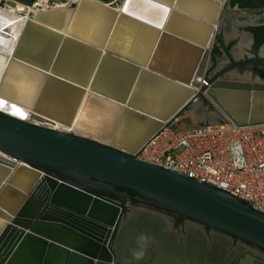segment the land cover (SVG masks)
Segmentation results:
<instances>
[{
    "label": "water",
    "instance_id": "water-1",
    "mask_svg": "<svg viewBox=\"0 0 264 264\" xmlns=\"http://www.w3.org/2000/svg\"><path fill=\"white\" fill-rule=\"evenodd\" d=\"M223 2L124 0L117 12L79 0L30 19L0 7L1 100L101 141L0 113V264H132L117 249L131 214L85 187L134 191L264 250L263 214L134 154L201 98L210 124L264 125V83L204 81ZM237 249L229 242L199 260L233 264Z\"/></svg>",
    "mask_w": 264,
    "mask_h": 264
},
{
    "label": "flooded vegetation",
    "instance_id": "flooded-vegetation-1",
    "mask_svg": "<svg viewBox=\"0 0 264 264\" xmlns=\"http://www.w3.org/2000/svg\"><path fill=\"white\" fill-rule=\"evenodd\" d=\"M219 80L264 83V0H224L204 78L207 84ZM85 188L98 196L120 203L125 208V213L132 216L127 224L128 228L135 226L138 220L142 221L143 229L144 226L148 227L147 233L155 234L163 245L174 247L176 251L180 249L177 252L199 245L203 250L198 251L201 255L206 250L218 247V244L213 243L215 239L232 241L228 233L196 219L140 203L135 200L137 194L130 190L114 186L116 191L128 193L129 196L126 197L111 191ZM194 233L198 234V239L194 238L192 241L196 243L191 244L190 236ZM231 243L236 245L235 241Z\"/></svg>",
    "mask_w": 264,
    "mask_h": 264
},
{
    "label": "built area",
    "instance_id": "built-area-1",
    "mask_svg": "<svg viewBox=\"0 0 264 264\" xmlns=\"http://www.w3.org/2000/svg\"><path fill=\"white\" fill-rule=\"evenodd\" d=\"M37 1L24 4L26 12ZM50 1L48 6L54 5ZM7 3L1 0L2 5ZM135 157L220 190L264 215V125L239 127L224 122L183 132L168 125Z\"/></svg>",
    "mask_w": 264,
    "mask_h": 264
},
{
    "label": "bare ground",
    "instance_id": "bare-ground-1",
    "mask_svg": "<svg viewBox=\"0 0 264 264\" xmlns=\"http://www.w3.org/2000/svg\"><path fill=\"white\" fill-rule=\"evenodd\" d=\"M7 1H8L7 4L2 5L1 0H0V7L4 8V10L11 12L13 14H18V15L24 17L25 19H30V18H32L34 13L37 11L59 10V9L68 8L71 6V4L76 5L79 0H66L65 2H61L58 4L51 5V6H48V0H38L37 6L31 7L28 10L29 12H32V14H29V12H26V8H25L24 4L19 3V2H15V1H9V0H7ZM93 1H96V0H93ZM116 1H118V0H116ZM96 2H99V1H96ZM123 2H124V0L121 1V4L118 8H113L111 5L103 4L101 2H99V3L107 6L108 8H112L113 10L118 12L120 10ZM23 11L25 12L24 15H22V13H21ZM193 90L195 92H199L198 88L193 89ZM233 100H236V99H233ZM235 105H237V103L234 105H232L230 103V106H232V108H234ZM233 112H236V111H233ZM0 113L8 115L10 117H13L14 119H17L19 121L31 123L34 125L43 126V127L50 128V129H55V130L57 129L61 133L75 134L76 136L81 137V138H87V139H92V140H96V141L101 142L100 140H97L96 138H93L92 136H89L86 133H83V132H80L79 130L74 129L72 124L65 125V124H61L59 122L47 123L45 120L40 119L39 116L34 115L33 112L31 110H29L28 108L18 106L14 103H8L5 100H1V98H0ZM237 116H239V115H237ZM177 122H179L177 119H173L172 121H170L169 125L171 124L172 126H175V124ZM192 127H194V125H192ZM179 130L181 132L187 131L184 127L183 128L181 127V129H179ZM141 149L139 148V150L136 152V154ZM0 156H2V153H0ZM11 199H14V197H11ZM138 224H140V225H138ZM142 224H143V222L138 220L137 223L135 224V226L133 225L132 227L128 228L126 225L124 227V231L121 235L119 243L117 244V249H118V254H119L120 259L125 260L129 263H132V264H201V260H199V258H200L199 252H203V250L200 248L199 245H197V246L193 245L191 247H188L187 248L188 253H186V254L183 252H177L180 249H177V251H176L174 247H171L168 245L167 246L163 245L161 242L158 241L159 239H157L155 237V234L147 233V231H149V230H147L148 227L145 228V226H144V229H143ZM142 233L149 235L151 237V240H150L149 246L146 250L145 257L142 260L138 261L132 256V251L138 247L136 240H137V237ZM190 238H191L190 243L195 244L196 241H192V240H194V238H195V240L198 239V234L194 233L193 235L190 236ZM213 243L218 244V247L216 248V250H219L220 247H224V246L229 245L228 241H225V239L223 240L220 238L215 239L213 241ZM181 251H182V249H181ZM239 251L240 250H237V251L233 252V254H236Z\"/></svg>",
    "mask_w": 264,
    "mask_h": 264
},
{
    "label": "rangeland",
    "instance_id": "rangeland-1",
    "mask_svg": "<svg viewBox=\"0 0 264 264\" xmlns=\"http://www.w3.org/2000/svg\"><path fill=\"white\" fill-rule=\"evenodd\" d=\"M10 1H15V2H19V3H22V4H26V5H29L31 2L33 1H36V0H10ZM66 0H51L50 1V4H58V3H61V2H65ZM96 1H99L103 4H108V5H111L113 8H118L121 4V1L122 0H96ZM6 3V2H5ZM199 105H191L189 106L187 109L184 110V112H182L178 117H177V120L179 122H177L175 124V126H172L170 124V126H172L174 129H181V127L185 128L186 130H189L192 127V125L197 126L198 124V121H197V114L198 116H200V123H207V124H210L212 121H211V109L208 105V103L203 99L201 98ZM180 131V130H179ZM136 154V153H135ZM52 173V172H51ZM60 177V176H59ZM61 179H63L64 181H68V178H63V177H60ZM229 239L232 240L231 242H234L236 243L235 246L232 245V247H240L242 248V250L240 251V253L236 256L235 260L233 261V264H236V260L238 258H242L244 257L245 254H248V255H252V256H255L257 258H260V259H264V250L251 244V243H248L244 240H241V239H236L233 238L231 235L229 236ZM236 239V240H234Z\"/></svg>",
    "mask_w": 264,
    "mask_h": 264
},
{
    "label": "clouds",
    "instance_id": "clouds-1",
    "mask_svg": "<svg viewBox=\"0 0 264 264\" xmlns=\"http://www.w3.org/2000/svg\"><path fill=\"white\" fill-rule=\"evenodd\" d=\"M151 240V237L147 234H140L138 237H137V248L134 249L132 251V256L136 259V260H142L145 255H146V250L149 246V242Z\"/></svg>",
    "mask_w": 264,
    "mask_h": 264
},
{
    "label": "trees",
    "instance_id": "trees-1",
    "mask_svg": "<svg viewBox=\"0 0 264 264\" xmlns=\"http://www.w3.org/2000/svg\"><path fill=\"white\" fill-rule=\"evenodd\" d=\"M35 167H39V168H41L43 171H51L49 168H47V167H42V166H35ZM127 190V189H126ZM131 191V190H130ZM133 193H135L136 194V192H134V191H132Z\"/></svg>",
    "mask_w": 264,
    "mask_h": 264
},
{
    "label": "snow or ice",
    "instance_id": "snow-or-ice-1",
    "mask_svg": "<svg viewBox=\"0 0 264 264\" xmlns=\"http://www.w3.org/2000/svg\"><path fill=\"white\" fill-rule=\"evenodd\" d=\"M164 11H166V9H164Z\"/></svg>",
    "mask_w": 264,
    "mask_h": 264
}]
</instances>
